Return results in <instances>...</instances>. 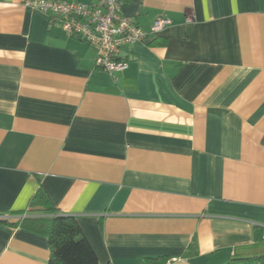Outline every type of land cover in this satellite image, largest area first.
<instances>
[{"label":"crops","instance_id":"1","mask_svg":"<svg viewBox=\"0 0 264 264\" xmlns=\"http://www.w3.org/2000/svg\"><path fill=\"white\" fill-rule=\"evenodd\" d=\"M33 0H0V264H47L19 224L42 189L101 264H228L264 227V0H126L113 75ZM90 2L91 0H68Z\"/></svg>","mask_w":264,"mask_h":264},{"label":"built area","instance_id":"2","mask_svg":"<svg viewBox=\"0 0 264 264\" xmlns=\"http://www.w3.org/2000/svg\"><path fill=\"white\" fill-rule=\"evenodd\" d=\"M126 0H33L29 5L49 13L60 22L63 30L76 35L97 50L98 67L113 75L128 69L129 63L119 58L120 47L145 40L149 34H157L171 24L168 19H158L150 33L145 32L130 18L122 14ZM3 219V217H0ZM168 260L164 264H172Z\"/></svg>","mask_w":264,"mask_h":264},{"label":"trees","instance_id":"3","mask_svg":"<svg viewBox=\"0 0 264 264\" xmlns=\"http://www.w3.org/2000/svg\"><path fill=\"white\" fill-rule=\"evenodd\" d=\"M29 211L39 216L22 217L19 224L30 222L32 230L49 237L51 256L47 264H101L76 217L59 212L42 189ZM254 234V254L232 259L228 264H264V227L256 226Z\"/></svg>","mask_w":264,"mask_h":264}]
</instances>
